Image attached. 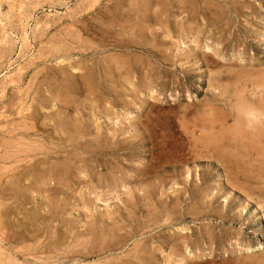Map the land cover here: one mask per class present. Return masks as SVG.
Returning <instances> with one entry per match:
<instances>
[{
	"label": "rangeland",
	"instance_id": "1",
	"mask_svg": "<svg viewBox=\"0 0 264 264\" xmlns=\"http://www.w3.org/2000/svg\"><path fill=\"white\" fill-rule=\"evenodd\" d=\"M0 58V264H264V0H0Z\"/></svg>",
	"mask_w": 264,
	"mask_h": 264
},
{
	"label": "bare ground",
	"instance_id": "2",
	"mask_svg": "<svg viewBox=\"0 0 264 264\" xmlns=\"http://www.w3.org/2000/svg\"><path fill=\"white\" fill-rule=\"evenodd\" d=\"M82 3V2H81ZM9 5H10V3H9ZM82 5V4H81ZM21 6V5H20ZM12 7V6H11ZM19 8V7H18ZM24 8V7H23ZM8 11V10H7ZM15 12V11H14ZM25 12V11H24ZM9 13V12H8ZM12 14V13H11ZM8 16V15H7ZM15 16H16V14H15ZM5 17V16H4ZM25 17V16H24ZM12 18V17H11ZM29 18V17H28ZM16 19H17V17H16ZM26 19V18H25ZM27 20V19H26ZM25 20V21H26ZM34 20V19H33ZM36 20V19H35ZM6 21V20H5ZM22 21V20H21ZM6 22H8V21H6ZM18 22V21H17ZM29 22H30V20H29ZM47 22V21H46ZM15 23V22H14ZM13 23V25H15ZM40 23V22H39ZM43 23V22H42ZM48 23V22H47ZM18 24V23H17ZM25 24V23H24ZM26 24H27V22H26ZM8 25V24H7ZM34 25H35V23H34ZM9 26H11V25H9ZM16 26V25H15ZM14 26V27H15ZM39 26V25H38ZM41 26V25H40ZM39 26V27H40ZM13 27V28H14ZM42 27V26H41ZM2 30H3V27H2ZM11 30V29H10ZM18 30V29H17ZM16 30V31H17ZM4 31V30H3ZM8 31V30H7ZM24 31V30H23ZM15 33V32H14ZM3 34H4V32H3ZM13 34V33H12ZM17 34H19V33H17ZM22 34V33H21ZM26 34V33H25ZM16 35V34H15ZM33 35V34H32ZM2 36V35H1ZM19 36V35H18ZM39 36V35H38ZM25 37H27V36H25ZM7 38H8V35H7ZM23 38V37H22ZM5 39V38H4ZM28 39V38H27ZM7 40V39H6ZM19 40H21V39H19ZM1 41H2V38H1ZM14 42V41H13ZM16 42V41H15ZM23 42V41H22ZM8 43V42H7ZM12 43V42H11ZM10 44V43H9ZM16 44V43H15ZM4 45H6V44H4ZM24 46V45H23ZM3 47V46H2ZM6 47H8V46H6ZM20 47H21V45H20ZM19 47V48H20ZM8 49V48H7ZM6 49V50H7ZM11 50V49H10ZM9 50V51H10ZM14 50H15V48H14ZM23 50V49H22ZM207 50V49H206ZM3 52V51H2ZM2 52H1V54H2ZM11 52V51H10ZM206 53V52H205ZM9 57H11V56H9ZM1 58H3V57H1ZM0 58V59H1ZM7 58V57H6ZM9 59V58H8ZM8 61H10V60H8ZM12 61V60H11ZM10 61V62H11ZM13 62V61H12ZM3 63H4V61H3ZM6 63V62H5ZM6 64H8V63H6ZM1 65H2V62H1ZM21 66V65H20ZM7 68V67H6ZM18 69V68H17ZM247 69V68H246ZM9 70V69H8ZM3 71V70H2ZM1 71V72H2ZM16 72V71H15ZM22 72V71H21ZM10 73V72H9ZM11 73H12V71H11ZM13 74V73H12ZM18 74V73H17ZM7 75V74H6ZM264 75V74H263ZM3 76V75H2ZM5 76V75H4ZM15 76V75H14ZM8 77V76H7ZM17 77V76H16ZM80 78V77H79ZM9 79V78H8ZM1 80V79H0ZM4 83H5V81H4ZM264 84V83H263ZM262 84V85H263ZM1 87V86H0ZM254 87H256V86H254ZM260 87V86H259ZM2 88V87H1ZM3 89V88H2ZM240 91V90H239ZM254 91V90H253ZM250 92L252 93V90H250ZM259 92V91H258ZM242 94V93H241ZM252 94H254V93H252ZM1 95V94H0ZM3 96V95H2ZM238 96V95H237ZM243 96V95H242ZM257 96V95H256ZM254 97H255V94H254ZM262 97V96H261ZM264 97V96H263ZM256 98V97H255ZM1 100V99H0ZM259 101V100H258ZM251 103V102H250ZM235 104H236V102H235ZM192 105V104H191ZM237 106H239V105H237ZM203 109H204V107H203ZM244 109V108H243ZM237 110V109H236ZM246 110L248 111V114L250 115L249 117H251L252 116V118H259L260 117V119H261V121H262V119L264 118V99L263 100H261L260 99V101L259 102H254V103H251V105H247V108H246ZM239 111V110H238ZM242 112V111H241ZM246 112V111H245ZM190 113V112H189ZM244 113V112H243ZM188 114V113H187ZM237 114V113H236ZM241 114V113H240ZM214 115V114H213ZM262 117V118H261ZM188 118H189V116H188ZM234 118V117H233ZM232 118V119H233ZM238 118V117H237ZM247 118H248V116H247ZM240 119L242 120V118L240 117ZM251 119V118H250ZM253 120H255V119H253ZM253 120H252V122H253ZM256 120H258V119H256ZM246 121V120H245ZM264 121V120H263ZM185 122V121H184ZM243 122V121H242ZM242 122H239V123H242ZM248 122H251L250 120L248 121ZM248 122H246V124H248ZM256 122V121H255ZM259 122V121H258ZM181 123V122H180ZM188 123H189V121H188ZM238 123V124H239ZM186 124H187V122H186ZM251 124V123H250ZM262 124H264L263 122H261V125ZM191 125V124H190ZM196 125V124H195ZM245 125V124H244ZM259 125V124H258ZM184 126H186L185 124L184 125H182V127H184ZM188 126V125H187ZM202 126V125H201ZM221 126H222V124H221ZM237 126V125H236ZM239 126H241V125H239ZM247 127L249 126V124L248 125H246ZM251 126V127H250ZM249 127L250 128H252L253 126L252 125H250ZM243 127H245V126H243ZM262 128L264 127V126H261ZM216 128V127H215ZM257 128V127H256ZM262 128H261V130H262ZM183 129V128H182ZM194 129H195V126H194ZM194 129L192 128V130H193V133H190V134H192V135H194ZM197 129H198V127H197ZM239 129V128H238ZM188 130H190V129H188ZM218 130V129H217ZM217 130H216V132H217ZM221 130H222V127H221ZM215 131V130H214ZM224 131V130H223ZM239 131V130H238ZM244 131H246L245 129H244ZM254 131V130H253ZM258 131V130H257ZM221 132V131H220ZM241 132V131H240ZM256 132V131H255ZM197 133V132H196ZM213 133V132H212ZM222 133V132H221ZM236 133V132H235ZM214 134V133H213ZM227 134H228V132H227ZM237 134V133H236ZM259 134V133H258ZM260 134H261V132H260ZM187 135V134H186ZM189 135V134H188ZM197 135H199V133L197 134ZM219 134H218V132H217V136H218ZM223 135V134H222ZM225 135H226V133H225ZM243 135V134H242ZM242 135H239V136H242ZM209 136V135H208ZM212 136V135H211ZM215 136V135H214ZM227 136V135H226ZM252 136H253V134H252ZM251 136V137H252ZM202 137V136H201ZM216 137V136H215ZM222 137H224V135L222 136ZM221 137V138H222ZM231 137V136H230ZM229 137V138H230ZM237 137V136H236ZM262 137V136H261ZM192 138V137H191ZM219 139H220V137H218ZM228 138V137H227ZM240 138H242V137H240ZM248 138H250V137H248ZM198 139H199V137H198ZM219 139H217V140H219ZM226 138H224V140H225ZM243 139H245V137H243ZM242 139V140H243ZM247 139V138H246ZM260 137H258V136H256V137H253V138H251V139H248V143L246 144V142L243 144V146H245L244 147V150H245V148L246 149H248V151H251V152H255V154L256 155H260V152H262L261 151V148H259V147H257L256 145H257V143H260ZM209 140V142L211 143V142H215V141H217V140H215V138L214 139H212V138H209L208 139ZM222 140V139H221ZM234 140V139H233ZM194 141H195V138H194ZM199 141H200V139H199ZM220 141V140H219ZM230 141H232V140H230ZM230 141H229V143H230ZM238 141H240V140H238ZM187 142H188V139H187ZM189 142H190V140H189ZM208 142V143H209ZM223 141H221L220 143H222ZM235 142V141H234ZM237 142V141H236ZM201 143V142H200ZM209 143V144H210ZM241 143V142H240ZM195 144V143H194ZM193 144V145H194ZM212 144V143H211ZM214 144V143H213ZM218 144V143H217ZM226 144H228V143H226ZM231 144V143H230ZM200 145V144H199ZM203 145V144H202ZM216 145V144H215ZM225 145V144H224ZM229 145V144H228ZM263 145V144H262ZM205 146V145H204ZM208 146V145H207ZM220 146V145H219ZM231 146V145H230ZM260 146H261V144H260ZM193 147H195V145L193 146ZM198 147V146H197ZM220 147H222V145L220 146ZM229 147V146H228ZM188 148V147H187ZM196 148V147H195ZM195 148H191V149H194V150H196ZM215 148V147H214ZM213 148V149H214ZM197 149H199V148H197ZM223 149V148H222ZM236 149V148H235ZM260 149V150H259ZM263 149V148H262ZM192 151V150H191ZM211 151V150H210ZM224 151V150H223ZM229 151H231V149H229ZM233 151V150H232ZM237 151V150H236ZM188 152V151H187ZM201 152V151H200ZM199 152V153H200ZM219 152V151H218ZM222 152V151H221ZM225 152V151H224ZM190 153V152H189ZM192 153V152H191ZM194 153V152H193ZM212 153V152H211ZM214 154V153H213ZM217 154V153H216ZM232 154V153H231ZM237 154V153H236ZM186 155V154H185ZM191 155V154H190ZM205 155V154H204ZM220 155H221V153H220ZM220 155L218 156V157H220ZM235 155V154H234ZM245 155V154H244ZM256 155H255V157H256ZM189 156V155H188ZM188 156H186V159H187V157ZM195 156H197V155H195ZM195 156H194V159H195ZM201 156H202V154H201ZM223 156V155H222ZM191 157V156H190ZM212 157V156H211ZM213 157H216V156H214L213 155ZM224 157V156H223ZM233 157V156H232ZM232 157H230L231 159H232ZM241 156H238V158H240ZM259 157V156H258ZM206 158H208V157H206ZM191 159V158H190ZM198 159H200L199 157H198ZM204 159H205V157H204ZM229 159V158H228ZM178 160V159H177ZM201 160H202V158H201ZM215 160H217V159H215ZM222 160V159H221ZM225 160H226V158H225ZM247 160V159H246ZM254 160V159H253ZM262 160V159H261ZM264 160V159H263ZM187 161V160H186ZM193 161H195V160H192V162ZM231 161H233V160H230V165H231ZM239 161V160H238ZM248 161V160H247ZM256 161H257V159H256ZM218 162V161H217ZM223 162V161H222ZM229 162V161H228ZM234 162V161H233ZM251 162V161H250ZM253 162V161H252ZM258 162V161H257ZM235 163H237V162H235ZM242 163V162H241ZM259 163V162H258ZM260 163L262 164V161H260ZM223 164V166H227L226 164L224 165V162L222 163ZM244 164V163H243ZM254 164H255V162H254ZM257 164V163H256ZM235 165V164H234ZM236 166H237V164H236ZM225 168V167H224ZM235 168H238V166L237 167H235ZM231 170V169H230ZM228 171H229V169H228ZM24 173V172H23ZM228 176V175H227ZM27 177V176H26ZM227 178H229V177H227ZM230 180V179H229ZM33 181V180H32ZM186 181V180H185ZM231 181V180H230ZM234 181V180H233ZM238 185V184H237ZM243 185V184H242ZM236 186V185H235ZM234 186V187H235ZM240 186H241V184H240ZM237 187V186H236ZM233 188V187H232ZM252 195V194H251ZM18 224V223H17ZM2 234V233H1ZM1 249V248H0ZM5 249V248H4ZM2 252V251H1ZM8 253V252H7ZM4 256H6V254L4 255ZM2 259V258H1ZM179 261V260H178ZM8 262V261H7ZM7 264V263H6Z\"/></svg>",
	"mask_w": 264,
	"mask_h": 264
}]
</instances>
